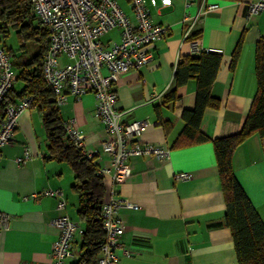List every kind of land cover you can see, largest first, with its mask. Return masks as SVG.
<instances>
[{
	"label": "crops",
	"instance_id": "obj_1",
	"mask_svg": "<svg viewBox=\"0 0 264 264\" xmlns=\"http://www.w3.org/2000/svg\"><path fill=\"white\" fill-rule=\"evenodd\" d=\"M213 1L218 8L205 13L189 35H185L187 25L181 22L185 0H173L166 7L150 6L153 20L165 25L167 32L154 43L148 63L120 73L116 81V108L123 111L122 121L148 116L150 124L140 140L170 150L165 159L132 157V173L118 185L119 197L137 205L118 209L126 224L121 240L129 250L126 254L117 249L118 264H238L231 231L223 223L225 200L211 140L237 132L249 111L256 92L255 46L264 38V11L248 15V4L254 0ZM199 6L200 0H195L191 13ZM125 12L133 18L130 8ZM32 25L41 28L36 19ZM18 28L9 27L0 38L15 62L16 92L25 84L19 71L24 68L30 79L28 72L36 69L28 63L40 43L38 34H18ZM194 30L199 32L197 38L191 37ZM117 37L115 30L103 41ZM201 51L221 54L210 89L219 105L207 107L200 124L209 140L177 146L185 125L182 113L195 106L196 77L176 87L175 99L167 95L175 86L179 58ZM60 61L68 59L61 55ZM57 108L64 122L81 130L85 150L98 149L100 141L111 137L96 116L91 92L80 98L69 95ZM48 145L41 111L30 106L19 115L12 141L0 147V211L9 217L7 227L0 231V264L47 262L59 232L53 220L62 214L84 225L78 194L72 188L74 171L68 161L51 157ZM25 149L30 156L18 165L15 159ZM92 161L97 168L110 162L102 152L94 154ZM232 167L264 221V137L253 134L244 140L234 151ZM179 172L190 177L177 178ZM102 182L106 190L109 178L102 177ZM45 189H60L66 208L57 209L54 197L33 196ZM80 241L81 235H75L67 264L78 259Z\"/></svg>",
	"mask_w": 264,
	"mask_h": 264
},
{
	"label": "built area",
	"instance_id": "obj_2",
	"mask_svg": "<svg viewBox=\"0 0 264 264\" xmlns=\"http://www.w3.org/2000/svg\"><path fill=\"white\" fill-rule=\"evenodd\" d=\"M31 11L41 28L48 34V47L40 66L44 82L52 90L55 105L64 104L69 95L80 98L91 92L95 98L96 116L104 125L110 138L100 141L98 149H84L81 130L64 122L65 135L88 157L102 152L109 157V165L97 169L98 175L108 177L105 197L99 208V219L104 231V241L96 264H118L117 249L128 254L121 236L126 230L124 220L119 217L121 205L137 207L118 195V185L132 173V157L154 156L165 159L169 148L140 140L141 133L150 124L148 116L128 122L122 121L123 111L116 108V81L120 73L138 68L152 59L151 48L167 32V27L153 20L149 7L170 6L173 0H126L133 18L122 8L118 0H28ZM195 0H185L181 19L186 24L185 35L195 28L203 15L218 8L213 0H200L194 13L190 7ZM264 11V0L248 4V15ZM118 31L117 39L103 41L112 31ZM65 55L67 62H61ZM17 73L12 65V55L0 39V103L14 86ZM33 97L25 95L15 103L6 106L0 121V147L13 139L19 115L32 105ZM30 154L25 149L15 159L24 164ZM187 179L190 174L179 172L175 175ZM34 197L56 198V208L65 209L66 199L60 189H45ZM9 217L0 211V231L8 225ZM58 228L57 239L52 244L47 262L43 264H67L72 255L75 235H82L84 227L80 221L62 214L53 220Z\"/></svg>",
	"mask_w": 264,
	"mask_h": 264
},
{
	"label": "trees",
	"instance_id": "obj_3",
	"mask_svg": "<svg viewBox=\"0 0 264 264\" xmlns=\"http://www.w3.org/2000/svg\"><path fill=\"white\" fill-rule=\"evenodd\" d=\"M34 19L28 0H0V38L5 37L9 27H19L18 34L22 31L26 34L30 32L31 35L38 34L40 42L37 53L28 63L34 64L36 69L28 72L30 79L24 68L19 71L18 76L25 78L24 87L18 92L12 87L6 93L0 103V121L6 106L25 95L33 97L31 106H37L41 111L50 156L68 161L74 171L75 181L72 188L78 194V211L80 219L84 220V232L81 235L79 257L72 264H96L104 241L99 208L106 190L92 157L82 153L65 135V123L55 105L52 90L44 82L40 71L48 47V34L43 28L32 25ZM198 35L197 31L191 37L197 38ZM236 55L237 49L233 54L231 66ZM221 58L218 52L201 51L195 55L182 56L176 63L175 86L169 91L168 99H175L176 87L184 84L190 77L195 76L197 80L195 106L182 113L185 125L176 140L177 146L209 140L201 131L200 124L205 109L219 105V100L211 95L210 89ZM14 64L12 59L13 67ZM255 76L256 92L241 128L231 135L211 140L225 200L223 223L231 231L238 264H264V221L238 183L232 167L234 151L244 140L253 134L264 137V38L258 40L255 46Z\"/></svg>",
	"mask_w": 264,
	"mask_h": 264
},
{
	"label": "rangeland",
	"instance_id": "obj_4",
	"mask_svg": "<svg viewBox=\"0 0 264 264\" xmlns=\"http://www.w3.org/2000/svg\"><path fill=\"white\" fill-rule=\"evenodd\" d=\"M120 5L122 6V8L127 11L129 9L128 5H127V1L126 0H118ZM105 37V36H104ZM103 37V38H104Z\"/></svg>",
	"mask_w": 264,
	"mask_h": 264
}]
</instances>
